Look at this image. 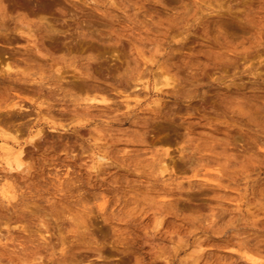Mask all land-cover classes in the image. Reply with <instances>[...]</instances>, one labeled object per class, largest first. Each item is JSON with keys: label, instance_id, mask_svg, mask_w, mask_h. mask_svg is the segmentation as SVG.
I'll return each instance as SVG.
<instances>
[{"label": "clouds", "instance_id": "9594fccd", "mask_svg": "<svg viewBox=\"0 0 264 264\" xmlns=\"http://www.w3.org/2000/svg\"><path fill=\"white\" fill-rule=\"evenodd\" d=\"M0 264H264V0H0Z\"/></svg>", "mask_w": 264, "mask_h": 264}]
</instances>
